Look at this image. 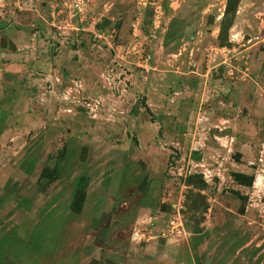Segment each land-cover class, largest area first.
<instances>
[{"label":"rangeland","instance_id":"obj_1","mask_svg":"<svg viewBox=\"0 0 264 264\" xmlns=\"http://www.w3.org/2000/svg\"><path fill=\"white\" fill-rule=\"evenodd\" d=\"M203 232L264 264V0H0V264Z\"/></svg>","mask_w":264,"mask_h":264},{"label":"crops","instance_id":"obj_2","mask_svg":"<svg viewBox=\"0 0 264 264\" xmlns=\"http://www.w3.org/2000/svg\"><path fill=\"white\" fill-rule=\"evenodd\" d=\"M154 209V208H153ZM153 209L148 208L146 217L148 220L158 223L159 215H153ZM163 214V213H162ZM203 233L189 234L186 241L174 242L173 240L158 239L157 235L151 237L144 247H138L134 244L115 247L112 242V251L108 253L106 264H199L196 258L197 247L202 248L207 239ZM156 236V237H155ZM161 237V236H160ZM153 238V239H152ZM199 243V244H198ZM198 244V245H197ZM197 245V246H196ZM202 254V251H200ZM95 250H91V254H95ZM189 257V261H188ZM207 264V263H206ZM211 264V261H209Z\"/></svg>","mask_w":264,"mask_h":264},{"label":"trees","instance_id":"obj_3","mask_svg":"<svg viewBox=\"0 0 264 264\" xmlns=\"http://www.w3.org/2000/svg\"><path fill=\"white\" fill-rule=\"evenodd\" d=\"M237 176H238L239 178L244 179V180L246 181V182H245V181L242 182V184H246V185H251V184H252L253 176H251V175H246V174H241V173H238Z\"/></svg>","mask_w":264,"mask_h":264}]
</instances>
